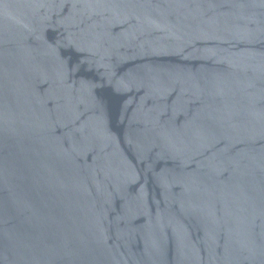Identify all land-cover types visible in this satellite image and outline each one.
<instances>
[{"label":"water","instance_id":"1","mask_svg":"<svg viewBox=\"0 0 264 264\" xmlns=\"http://www.w3.org/2000/svg\"><path fill=\"white\" fill-rule=\"evenodd\" d=\"M0 264H264V0H0Z\"/></svg>","mask_w":264,"mask_h":264}]
</instances>
